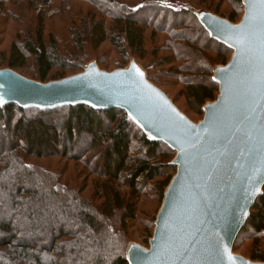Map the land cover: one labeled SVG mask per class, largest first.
I'll use <instances>...</instances> for the list:
<instances>
[{
	"label": "trees",
	"instance_id": "trees-1",
	"mask_svg": "<svg viewBox=\"0 0 264 264\" xmlns=\"http://www.w3.org/2000/svg\"><path fill=\"white\" fill-rule=\"evenodd\" d=\"M35 1L71 7L53 23L34 17L28 2L0 0V70L45 84L91 62L111 72L135 60L150 64L147 80L192 122L216 100L214 71L233 51L210 37L193 8L157 0ZM199 1L203 12L232 24L243 16V0ZM164 88L179 89L184 111ZM174 158L119 108L0 104V264H129L130 243L148 248ZM69 167L79 171L69 177ZM141 199L152 207L138 211ZM133 222L138 241L129 233ZM233 253L264 262V187Z\"/></svg>",
	"mask_w": 264,
	"mask_h": 264
},
{
	"label": "water",
	"instance_id": "water-1",
	"mask_svg": "<svg viewBox=\"0 0 264 264\" xmlns=\"http://www.w3.org/2000/svg\"><path fill=\"white\" fill-rule=\"evenodd\" d=\"M243 6L239 25L245 21L247 0ZM198 19L212 39L233 52L225 66L215 69L218 96L205 105L197 123L150 83L135 62L111 72L92 63L82 73L45 84L0 70L2 104L119 108L175 152L176 173L165 191L148 248L130 244L129 264H264L233 253L264 187L262 37L256 31L250 43L240 44L233 31L239 25L208 12L198 14Z\"/></svg>",
	"mask_w": 264,
	"mask_h": 264
},
{
	"label": "rangeland",
	"instance_id": "rangeland-1",
	"mask_svg": "<svg viewBox=\"0 0 264 264\" xmlns=\"http://www.w3.org/2000/svg\"><path fill=\"white\" fill-rule=\"evenodd\" d=\"M23 1H25L26 3L28 2L29 5L31 4V7H32L31 8L32 9L31 12H33V16L39 18L40 20H42L44 22H46L47 20H51V22H53V23L57 22V17L61 16L63 14L64 15L67 14L68 11H69V8L71 7L70 4H62V3L56 4L55 6H51V5H47L45 3L38 2V1H35V0H23ZM157 1L162 3V4H166V5H169V6H174V7H177V8H183V7L184 8H193L198 14H201L203 12L202 11V6H201V3H200L199 0H157ZM239 24H240V22L238 24H236V25H239ZM9 42H10L9 40H6L4 46L2 47L1 50L7 49ZM106 48H108V47L106 46L104 48V50ZM98 52L101 53L100 51H98ZM132 62L133 63L135 62L139 66V68L141 70H143L144 72H145V69L148 68L149 65H150L148 63H141V62H137L135 60H131L130 63H132ZM92 63H95V62H91L90 64H92ZM90 64H88V65H90ZM87 66L85 67V69L87 68ZM77 74H79V73H77ZM77 74H75V75H77ZM71 76H74V75H71ZM71 76H69V77H71ZM164 89L169 92V95L172 98H174L175 100L178 101V107H180V108L182 107L181 109L184 111L185 107L182 105V102L177 99V93L179 92V89H177V88H174V89L164 88ZM0 104H2L1 100H0ZM201 120L202 119H200L199 121H201ZM199 121H197V122H199ZM68 170H69V173H68L69 177H72V176L76 175L77 171H79V169H75V168H72V167H69ZM83 178H84V176L80 178V182L81 181L83 182ZM86 185H87V187L85 188L86 189V193L85 194L87 195V193H89L91 190L94 189V187L92 186V185H94L93 184V178H91L90 183L87 182ZM91 186H92V188H91ZM117 188L120 190V192H122L123 194H126L125 193L126 192L125 189L120 188L119 186ZM144 201H146V199H141L140 202L138 203L139 206H138L137 210L140 211V212H142V210H146L147 207H152V205H150L149 203H144ZM131 225L133 227L129 228V230H130L129 233H130V235H132L133 241H138L137 239L139 238V235H138L139 232H137V230L139 229L140 226L137 225V222H133V223H131ZM130 244H134V243H130ZM239 253L243 254L244 252H243V250H240Z\"/></svg>",
	"mask_w": 264,
	"mask_h": 264
},
{
	"label": "snow or ice",
	"instance_id": "snow-or-ice-1",
	"mask_svg": "<svg viewBox=\"0 0 264 264\" xmlns=\"http://www.w3.org/2000/svg\"><path fill=\"white\" fill-rule=\"evenodd\" d=\"M247 8L245 21L233 31L239 34L237 41L240 44L250 43L251 36L259 31L262 37V58H264V0H247ZM262 84H264V80H262ZM229 259L232 257L229 256Z\"/></svg>",
	"mask_w": 264,
	"mask_h": 264
}]
</instances>
